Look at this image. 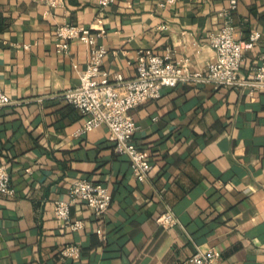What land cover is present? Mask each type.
<instances>
[{
    "label": "crops",
    "instance_id": "crops-1",
    "mask_svg": "<svg viewBox=\"0 0 264 264\" xmlns=\"http://www.w3.org/2000/svg\"><path fill=\"white\" fill-rule=\"evenodd\" d=\"M98 2L0 0V87L11 101L0 107V165L14 190L0 193V264H186L193 244L220 252L216 264H264V85L189 79L132 108L134 142L152 165L139 182L105 125L75 133L85 116L63 94L79 86L88 46L54 48L57 26L82 24L105 31L96 44L107 51L110 79L133 78L146 48L204 76L226 2L115 0L102 10ZM234 28L239 76L252 79L264 51V0H239ZM253 32L259 38L246 47ZM81 178L105 185L112 203L99 218L71 205L69 217L84 222L72 231L52 209ZM167 209L180 226L160 225ZM67 245L80 254L62 258Z\"/></svg>",
    "mask_w": 264,
    "mask_h": 264
},
{
    "label": "built area",
    "instance_id": "built-area-1",
    "mask_svg": "<svg viewBox=\"0 0 264 264\" xmlns=\"http://www.w3.org/2000/svg\"><path fill=\"white\" fill-rule=\"evenodd\" d=\"M50 6L59 4V0H46ZM178 0H161L160 6H173ZM226 5L220 10L221 24L218 31L209 34L208 43L214 53V61L208 64L206 75L191 74L186 63L170 61L169 55H158L151 49L139 50L135 58L136 74L124 80L120 73L110 79L102 69V59L107 51L96 44V39L105 35L99 29L93 32L91 27L82 24H60L55 28L54 48L58 53L66 52L71 42H81L89 48V58L85 69L79 71V86L63 94V98L72 104L85 120L75 132L86 133L105 125L109 132V141L116 154L128 158L131 174L143 182L148 178L152 168L147 154L137 147L133 135L137 128L130 111L135 106L149 100L160 98L164 87H173L178 82L196 79L207 81L218 86L231 85H264V51L259 56L260 65L253 72L252 79L240 78L243 46L234 38V13L239 0H224ZM61 2V1H60ZM115 0H99L98 7L102 10L111 6ZM96 23L101 25V19ZM165 27V26H162ZM259 38L257 32L249 35L246 47H252ZM27 48V46H25ZM11 101L0 87V107ZM10 174L4 165H0V193L14 195L9 186ZM81 202L91 211L94 217L102 216L110 207L112 200L108 188L94 184L88 179H78L69 186L67 197L54 201L53 217L62 222L72 231L81 230L83 220H72L69 217L70 206ZM158 222L164 228L180 226L178 218L171 209L160 215ZM194 252L185 260L186 264H216L220 252L211 247L193 244ZM62 258L75 257L80 254L79 247L67 245L59 250Z\"/></svg>",
    "mask_w": 264,
    "mask_h": 264
}]
</instances>
